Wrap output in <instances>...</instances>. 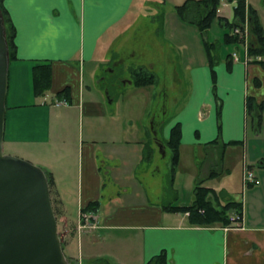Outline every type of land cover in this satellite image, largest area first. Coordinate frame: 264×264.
<instances>
[{
	"label": "crops",
	"instance_id": "crops-1",
	"mask_svg": "<svg viewBox=\"0 0 264 264\" xmlns=\"http://www.w3.org/2000/svg\"><path fill=\"white\" fill-rule=\"evenodd\" d=\"M185 1H3L15 27L3 146L50 171L51 201L63 227L64 243L75 239L79 250L78 256L68 255L74 262L146 264L163 252L166 264H264V168L259 169L264 166V109L255 113L246 107L248 97L256 103L264 101V62H246L241 46L224 43L223 35L230 31L223 22L213 19L202 32L196 22L185 20L186 12L178 8ZM246 3L256 11L264 31V18L250 0ZM234 4L221 0L217 16L233 21ZM227 6L230 14L224 12ZM142 20L148 27L155 26L148 28L156 38L147 39L145 50L127 45L128 35ZM184 25L192 28V43L183 38ZM213 26L215 37L209 40ZM166 35L180 50L184 41L194 47L197 62L185 69L196 83L202 80L204 84L198 89L202 98L195 103L192 95L197 89L191 87L190 101L179 107L177 120L158 139L161 121L157 113L162 115L164 107L160 101L154 107L156 92L151 88L157 85V73L166 69ZM205 42L216 46L206 48ZM232 50L238 51L236 61L230 58ZM126 58L138 60L139 65L125 66ZM168 59L169 64L174 61ZM38 64L50 66V88L42 96H36L33 89L32 69ZM119 65L130 70L132 79L142 74L152 80L137 86L132 79L116 77ZM126 84H133L136 92L130 89L131 102L119 103L113 90ZM63 89L64 94L56 95ZM142 93H146V111L136 99ZM175 124L181 132L179 158L182 149L191 150V175H198L192 179L189 202L180 204L162 199L166 186L159 177L162 166L156 161L157 154H166L165 141ZM234 147L243 151L237 173L241 197L221 198L219 189L225 187L210 182L227 176ZM197 165L204 167L205 174L195 171ZM165 167L169 186L177 194L173 182L181 172L180 163L172 169L169 158ZM246 171L258 184L244 181ZM197 180L215 191L208 195L213 203L240 202L241 214L232 209L229 224L197 225L189 222L187 212L164 209L168 204H191ZM92 203L95 209L88 208ZM82 209L94 215L96 227L78 233L75 227Z\"/></svg>",
	"mask_w": 264,
	"mask_h": 264
},
{
	"label": "rangeland",
	"instance_id": "rangeland-1",
	"mask_svg": "<svg viewBox=\"0 0 264 264\" xmlns=\"http://www.w3.org/2000/svg\"><path fill=\"white\" fill-rule=\"evenodd\" d=\"M168 1H171V0H168ZM177 2H179V1H177ZM250 3L258 9L261 16L264 18V0H250ZM224 9H225L224 10L225 13L228 12V14H230L231 7L227 6ZM184 19L187 20L186 18H184ZM230 19H231V17H230ZM215 21L217 22L218 19L215 18ZM184 22H186V21H184ZM263 25H264V20H263ZM150 27H155V26L151 25ZM150 27L147 26L146 20H142L140 23H138L136 25L135 30L132 31V34L128 35L127 45H134L135 44V45H137L136 47L141 49V50L147 49L148 48V43H147L148 40L147 39H149V41H151V40L153 41L156 38L151 31H148V30H151V29H148ZM184 27H186V29L184 30L183 38L186 39L188 41V43L189 42L192 43V39L194 37V34L190 32V29H192V28H190V26H186V25H184ZM215 27L216 26L212 27V29L210 30V33L208 31L207 35H208L209 40H213L215 37ZM165 37H166V41H167V43H166V55H167L166 69L161 70V73H157V76H158L157 85H155L154 88H151V90L153 89V91L156 92V93H154L155 94L154 95L155 96L154 97L155 103L153 102L154 107L156 106V102L158 103L159 101L161 102V105H163V107H164L162 115L157 113L158 121H161L160 124L157 125L158 131L156 133V135H157L156 138H158V139H162L163 132L165 131L166 127L168 128L169 124H171L175 120H177L176 114L178 112L179 107L181 105L185 104L187 101H190V99H191L190 98L191 97V87H194L195 89H197L196 95H192V97H193L192 100L193 101L195 100L192 103H195L200 98H202V96H201L202 90L199 91L198 89L201 87V85L204 84V81L201 83L202 80H198V83H196L194 81V79H191L190 74L188 73V70L185 69V67L192 65L195 62H197V59L195 57L196 54L194 53V51H195L194 47L192 45L190 46L189 44L188 45L185 44L184 43L185 41H184L183 47L180 50L179 45L173 43V41H172L173 38H169L167 35ZM146 46H147V48H146ZM174 54H175V57H174ZM168 58H171L174 61H172L171 64H169L170 62H169ZM125 60H126L124 63L125 66L135 68L137 65H139V63H138L139 61L136 59L127 60V58H126ZM140 63H141V61H140ZM105 69L106 68H103V72H102L103 74H106ZM116 72H117L116 77L120 76V78L127 79L128 81L131 82L132 74H131L130 70H126L123 65L120 66L116 70ZM86 83L89 86H92L91 82L87 78H86ZM211 83H212V81H211ZM124 89H125V91H122ZM130 89H132L131 93L133 91L136 92L133 84H131V85L126 84L125 86H121L120 90H118L117 88L114 89L113 92H114V95L116 98L115 101L117 100V101H119V103H122L123 101L131 102L130 99H128ZM159 90H161V92H162L161 97L158 95ZM85 91H86V89H84V93H85ZM87 95H90V93H87V91H86V96ZM145 96H146V93H142L141 96H138L136 98L140 103L138 105L143 106V104H144V107H145V104L147 103ZM145 111H146V107H145ZM248 118L250 119L249 116H248ZM80 124H81V122L78 121L77 127H79ZM249 131H250V129H249ZM2 150H3L4 154L18 156V154L15 151H13L12 149H10L9 147H7L5 145L2 147ZM250 150H248V151H250ZM220 151H221V149L219 147L215 148V152L217 154H219ZM230 151H231V159H230L231 162L229 165H226L228 171H225L227 176L225 177L224 175H222L221 178H219L215 182L214 181L210 182V184L211 185H213V184L218 185L217 186L218 188L219 187L227 188V189H225V188L219 189L218 195L221 198H223L224 196H226V197L230 196L228 198L237 199V198L241 197L240 192L242 190V188L240 186V177H239V174L237 175V173H238V169L240 167V162L242 160V152L243 151L241 150L240 147H234ZM165 153H166L165 155L157 154V156H156L157 163L160 166H162L161 174L159 177L161 178V183L163 184V186L164 187L166 186L164 188L165 192L164 191L162 192L163 194L161 197L165 201L172 200L174 202H177V204L184 203V202L188 203L189 201H187V200H189L191 198V194H192L193 180H196L197 176H198V175H195V177L192 178V175H191L192 174L191 173L192 158H193L191 150H189V149L183 150L182 149L181 158H179V163L181 166V172L177 173L175 175V180L173 182L174 189H178L177 194L173 193V190L171 188L172 185L170 187L169 183H168L167 169L165 166L169 165L170 152H169L167 147L165 149ZM217 154H216V159H217ZM226 154L227 155L229 154V149H226ZM18 157H20V156H18ZM24 159H26V158H24ZM26 160L30 161L29 159H26ZM198 160L196 162H198ZM260 160L261 159H259V163H260ZM30 162H32V161H30ZM217 168H219V166ZM262 168H264L263 165H261V167H259V169H262ZM195 171H198L199 175L205 174L204 173L205 170H204V167L202 165H200V166L197 165ZM225 184H227L228 187ZM236 194H238V196H236ZM57 230H58V233L61 237V241L63 242L62 246H63L64 254L66 256H68L69 254H73L74 256H78L79 250L77 248V244H76L75 239H74L73 243H71V242H70V244L64 243L63 236H62L63 227H62L61 223L58 222V219H57ZM76 231H78L77 228H76Z\"/></svg>",
	"mask_w": 264,
	"mask_h": 264
},
{
	"label": "water",
	"instance_id": "water-1",
	"mask_svg": "<svg viewBox=\"0 0 264 264\" xmlns=\"http://www.w3.org/2000/svg\"><path fill=\"white\" fill-rule=\"evenodd\" d=\"M8 65L0 9V264H70L57 231L44 170L2 150Z\"/></svg>",
	"mask_w": 264,
	"mask_h": 264
},
{
	"label": "trees",
	"instance_id": "trees-1",
	"mask_svg": "<svg viewBox=\"0 0 264 264\" xmlns=\"http://www.w3.org/2000/svg\"><path fill=\"white\" fill-rule=\"evenodd\" d=\"M4 0H0V9L2 12V16L4 19L5 25V34L6 40L8 44V52H9V60L15 57V27L12 24L9 15L3 4ZM221 0H187L179 9L184 11V18L189 19L199 27L200 31H206V29L210 26L213 19L217 18L220 22H223L225 26L230 31V28L234 25H241L247 20L248 27L250 31V45L248 46L249 53L251 55H262L264 56V31L261 25V22L257 16L256 11L245 5V0H226L227 2L234 1L233 7V17L234 20L229 22L227 19L223 17L217 16V9ZM192 6V10L189 7ZM223 42L229 44H236L237 37L231 35L229 32L223 35ZM213 42L204 43V47L207 46H216L213 45ZM209 56V52H208ZM214 60V59H212ZM210 62V64H212ZM211 77L214 79L213 70H211ZM32 79H33V89L34 94L36 96L44 95L50 88V66L48 64H38L35 65L32 69ZM149 79V78H148ZM142 76V74H136L132 79L133 83L137 86L143 85L145 81L150 82L152 79L148 80ZM214 82V80H213ZM66 89L59 91L56 95L64 94ZM246 107L248 111H254L255 113H259L262 109H264V101L261 103H256L252 97H248L246 99ZM257 117L259 116L256 115ZM180 125L175 124L170 129V134L168 139L165 141L166 146L170 150V161L172 169L178 164L179 161V144H180ZM46 174L49 192L51 186L53 184V177L50 171L42 168ZM214 190L210 187L202 184V180H197L194 185V199L189 205H165L164 209L167 211H180L187 212L188 219L191 224L197 225H211L214 223H219L221 225H226L230 223L229 220V212L232 209H235L237 213L241 214V203L236 201H227L224 204H216L211 201L208 197L209 194L213 195ZM90 209H95V203L88 205ZM54 208V207H53ZM54 212L56 214V210L54 208ZM72 264V263H71ZM146 264H166V258L164 253H160L154 257H152Z\"/></svg>",
	"mask_w": 264,
	"mask_h": 264
},
{
	"label": "built area",
	"instance_id": "built-area-1",
	"mask_svg": "<svg viewBox=\"0 0 264 264\" xmlns=\"http://www.w3.org/2000/svg\"><path fill=\"white\" fill-rule=\"evenodd\" d=\"M232 33L237 36L240 44L242 45V47L244 49L245 60H250L251 57L248 54V50H247L248 49L247 48V40H248L247 23L244 22L241 25H237V26L233 27ZM232 57L234 60H237V58H238L237 53L232 52ZM258 59H259V57H258ZM243 179L245 181H251L254 183H258V180L249 171L244 172ZM95 225H96V220L94 219V215L92 213H90V212H80L79 213V220H78V225H77V229L79 231L94 228Z\"/></svg>",
	"mask_w": 264,
	"mask_h": 264
}]
</instances>
